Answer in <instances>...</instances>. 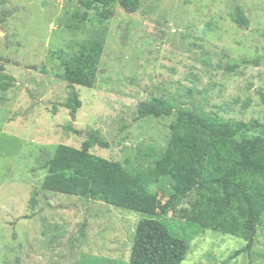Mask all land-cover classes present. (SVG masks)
I'll return each mask as SVG.
<instances>
[{
    "label": "rangeland",
    "instance_id": "rangeland-1",
    "mask_svg": "<svg viewBox=\"0 0 264 264\" xmlns=\"http://www.w3.org/2000/svg\"><path fill=\"white\" fill-rule=\"evenodd\" d=\"M234 8L247 28L230 21ZM92 41L102 46L96 74L74 87L71 119L64 65ZM154 98L172 114L139 119L137 105ZM180 110L264 124V0H139L133 13L117 2L86 11L78 0H0V264H128L147 218L187 240L181 264H264V211L250 254L233 257L246 245L245 203L209 183L153 217L41 189L55 147L79 149L95 134L107 148L89 152L145 178L164 204L173 183L153 166Z\"/></svg>",
    "mask_w": 264,
    "mask_h": 264
},
{
    "label": "trees",
    "instance_id": "trees-1",
    "mask_svg": "<svg viewBox=\"0 0 264 264\" xmlns=\"http://www.w3.org/2000/svg\"><path fill=\"white\" fill-rule=\"evenodd\" d=\"M78 2L86 11L96 4L106 7L115 2L129 13L139 8V0ZM99 14L106 18L108 11L103 10ZM229 18L238 27L248 26L247 18L237 8ZM101 50L100 43L89 42L82 46L71 65H64L67 100L62 107L69 111L71 119L81 106L74 87H92ZM173 111L174 106L170 102L156 98L142 101L136 107L139 119L167 117ZM179 114L172 126L168 145L153 166L156 176L168 178L173 183V193L164 204L150 193L145 178L132 176L118 162L93 156L89 152L95 145L107 148V144L95 134L90 135L79 149L63 144L55 147L46 163L47 173L41 189L100 201L153 217L166 214L197 186L209 183L216 186L225 198L241 199L245 203V207H239L237 214L244 220L248 236L245 247L234 252L233 257L244 252L250 254L255 226L264 211V185L247 182L244 175L257 176L264 182V124L257 120L247 123L220 121L194 110H180ZM247 133L257 135L237 139L238 135ZM187 251V240L173 235L161 221L142 219L133 233L128 264H181Z\"/></svg>",
    "mask_w": 264,
    "mask_h": 264
}]
</instances>
